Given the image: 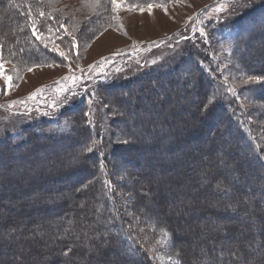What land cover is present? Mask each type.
<instances>
[{
	"label": "rangeland",
	"instance_id": "rangeland-1",
	"mask_svg": "<svg viewBox=\"0 0 264 264\" xmlns=\"http://www.w3.org/2000/svg\"><path fill=\"white\" fill-rule=\"evenodd\" d=\"M36 1L38 7L32 11L33 15L30 17L31 21L29 22L32 25V29L36 32V35L32 34V36L42 44L48 53L53 52L56 57L50 63L25 65L21 61V63L17 61L15 55L5 48L6 45L2 47L0 42V66H2L0 67V145L21 144L26 137L31 138L32 132L45 133L52 130L57 133H66L73 125V122L69 123L68 120L74 117L76 113L65 112L64 110L82 105L83 101L81 100L85 98L86 101L84 100V102L87 109L83 113L82 118L81 116L76 117V125H80L81 120L83 124L91 125L92 130H94L93 136H95L91 142L95 149L92 152L98 155L99 159L103 158L105 160L108 158V161L105 160L104 165L110 179L108 180V175L106 174L104 178L107 182L104 183L106 187L109 185L110 190L115 192V207L119 211L122 209L126 213V216L121 217L122 224L140 243L143 251L147 254L146 258L149 260V264H184L178 248L172 241L169 230L160 227L154 228L151 220L144 222L142 219L141 214L144 210L149 209V199L143 197L141 201L137 202L136 197L133 198L130 194V190L136 188L138 182L140 181L139 183H141L142 178L147 175L146 171L149 166L159 161L162 153L154 152L150 148L155 145V140L151 137L142 144L138 141L141 144L139 151H131L133 149H130L129 152H124L121 156L111 155L112 148L117 145L131 147L134 144L136 146V143H138L135 140L130 141L126 135L124 137L121 132H126H124L122 124H113L112 120L117 118L119 111H125L126 114L130 113L133 115L132 117L140 110L152 111L151 103L158 101V98L152 99L153 96H150L151 102L148 101L149 99H145L146 96L151 95L150 86L158 87L160 84L163 86V81L172 76L186 77L185 70L193 67L196 63L194 60L186 58L188 48L193 47L199 52L201 43L204 42L208 47L205 54L212 58L213 56L216 57L212 59L208 56L210 65L212 66L213 64L215 70L212 69L210 74H205V76L217 83L211 88L214 90L213 98L219 97L226 104L232 101L231 103H234L235 107L245 114L250 126L249 128L248 125L245 127V132L248 138H256L257 149L259 148L264 153V101L255 100L252 97L254 92L245 91L247 86H251V84L260 80L249 79L243 74V70L239 66L240 58L231 53L228 48L229 44L224 47L214 45L211 38L212 34L208 32L212 27H215V36L229 32V26L218 27L232 23L233 20L238 22L248 12L261 11L256 6L262 0H171L169 2L157 1L137 5L129 4L124 0H117L118 7L115 10L112 3L105 8L100 4V1L99 7L86 3L85 0ZM149 4L152 5L151 13L147 10ZM157 5H163V7H158ZM140 9H144V11H140ZM41 12H44L45 15L41 16ZM49 14L51 18H49ZM61 24H64L65 27H60ZM65 28L67 31H65ZM254 31L257 33L258 29ZM1 32L3 31L0 30ZM184 37H187V40L183 39ZM243 43V47L250 44L252 49H254L264 43V33L253 43L248 42L247 38ZM57 47L58 50H54ZM59 52H64V56H61ZM253 65L256 66L255 63ZM29 68H31V71L28 70ZM158 70V76L153 81L141 87L135 83L131 88L136 90L135 94L138 93L142 100L144 99L141 106H136L137 100L133 94L128 99L130 100V105L126 106H120L118 103H123L124 96L115 95L113 97L110 94L106 96L103 92L102 98L99 95V85L121 84L138 79L139 82L137 83H141L144 80L140 79H144ZM6 76L11 77V79L6 81L4 79ZM122 90L128 92V88L125 87L121 89L117 87L112 92L116 93ZM197 90L198 87L189 86V96L183 99L177 96L176 104L165 110L160 109L161 106L156 105L154 112L150 114V118L162 123L164 120L170 119V113L168 112L170 109L174 108L176 111L191 110L193 106L192 94L190 93L194 94ZM164 92L174 93L175 88L165 86ZM132 104H135V106ZM184 118L179 124L180 127L190 128L198 124V120L195 117L187 116ZM155 125L154 128L150 129L153 130L154 134L161 129L159 124ZM223 125L222 118L216 117L211 122L209 132L218 133V130ZM143 131V128L136 124L128 133H138L140 134L139 136H143ZM74 136L76 135H70V137H64L62 140L51 143L47 138L37 137L36 135L38 143L48 142L47 144L50 143V146L46 145L42 151L34 153L33 157L35 155L42 158L51 157L52 162L57 161L59 157H75L76 154L72 155L70 153L75 144L73 141ZM125 141L129 144L125 143ZM207 142L204 136L194 140L193 145H190L187 150L188 157L191 159L192 155H194V158L197 156L205 163L206 156L204 155L212 147V144L210 145ZM198 148L201 149L198 150ZM27 149L24 148L20 152L27 153ZM57 149H62L61 152H64L60 153ZM82 153L85 155L88 151L84 150ZM82 153L80 152V155L77 153V161H81ZM136 154L139 155L136 156ZM5 155L6 151L0 149V162L7 160L8 164H17L16 166H18L19 162L22 164L24 162V159L22 160L18 156L8 161ZM131 157H136L137 160L141 161L136 168H132L130 163L125 162V159ZM99 159L94 166L96 169L101 163ZM187 160V157L184 158L181 161L183 164L177 170L179 172H177V177L175 176L177 187L169 186L168 182L164 180L165 177L172 176L171 165L174 163L172 160L160 170L153 168L152 171L155 176L148 182L143 181V184L141 183L143 186L139 187V189L147 197H152V195L162 192V195L159 196L160 205L164 206L165 211H169L170 215L174 214V221H177L181 226L178 233L175 234L176 236L184 237L190 230L199 229L193 234L191 240L204 242L207 240V230L214 232L216 221L206 219L203 216H212V212L218 209V207L213 205L216 197L213 198L212 194H208L210 188L204 189V182L200 178L198 170H188ZM87 161L84 164L89 171L91 167ZM249 163L251 165L255 163L254 159H251ZM69 165L68 168L70 169L79 167L78 162H72ZM33 168L23 167L22 169L31 171ZM222 168V165H216L211 168L213 170L203 172L204 179L209 180L214 172ZM62 171H66V169H62ZM20 176L22 175L20 174ZM50 176L48 177L50 178ZM49 178L45 181V179L36 178L35 176L27 177L23 188L38 182L42 184L49 183ZM14 179L13 182L17 180V177H14ZM73 179L76 180L75 178ZM72 180L71 182L69 181L71 186L76 184ZM10 182L9 177L0 175V187ZM63 184L65 183L61 180L52 183L45 197L55 198L58 191H61L65 193L64 198L70 201L73 195V201L75 202L66 203L69 208L68 211L70 212L78 207L81 209L83 202L86 200V193H84L86 191L81 186L78 188L79 191L70 194V191H68L69 186H63ZM27 196L29 197L30 194L28 193ZM8 198V196H4L0 202H3L5 206L12 203L16 207H21V204H19L22 200L21 198H16L13 201ZM176 200L178 201L177 206H175ZM201 201L204 202L200 203L201 207L198 211L194 210L193 212L185 207L187 202L196 204ZM261 209L264 210V206ZM82 210H80V213L84 214ZM2 212L5 213V210ZM33 227L35 228L37 225ZM236 228H240V233L244 237L247 234H251L254 239L259 232L253 222ZM162 230H166L169 235L164 237ZM32 232L26 230L23 239L31 242ZM248 239L250 238L240 237L238 243L245 244ZM121 242L123 243L122 240ZM7 243V240L3 243L4 252L2 251L3 255H0V264H15L17 261L12 263L13 255L10 254ZM181 245L185 248L186 243H181ZM188 245L191 250L192 248L196 249V244L188 243ZM39 246L41 247L40 250L44 251V248L48 245L46 244L45 246L40 242ZM26 247L27 244L24 246L25 250ZM96 248L95 251L97 250ZM29 249H31L29 253L30 259L35 261L42 260L43 254L40 253L38 255L39 258H37V253L35 254L32 248ZM93 251L94 248L89 243L88 256L86 257L88 264H96L95 261L92 262L90 260ZM95 253L101 254L100 252ZM250 257V260H253L255 254H251ZM108 258L110 264H119L115 258L111 256ZM135 262L133 255H129L128 259H125L122 264H134ZM56 264H62V260L57 261Z\"/></svg>",
	"mask_w": 264,
	"mask_h": 264
},
{
	"label": "trees",
	"instance_id": "trees-1",
	"mask_svg": "<svg viewBox=\"0 0 264 264\" xmlns=\"http://www.w3.org/2000/svg\"><path fill=\"white\" fill-rule=\"evenodd\" d=\"M99 1L105 8L109 7L112 3L111 0ZM124 1L137 5L157 1L169 2L171 0ZM37 7L36 0H0V30L3 31L0 33L2 34V38L0 36L1 46L4 47L6 45L5 48L15 55L16 60L21 61L25 65L50 63L56 57L53 52L48 53L42 44L32 36L35 30L32 29V25L29 22L31 21L30 17L33 15L32 11ZM256 7L261 11L248 12L240 21L236 22L233 20L236 23L232 21V23L218 27L229 26V32L215 36V27L210 28L208 32L212 34L211 38L214 45L224 47L229 44L228 48L231 53L240 58L239 66L243 70V74L247 77L258 78L257 80H260L254 84L250 83L251 86H247L245 91L254 92L252 97L255 100L264 101V43L254 49H252V45L250 44L243 47V42L246 38L248 42L253 43L264 33V0ZM255 29H258L257 33L254 31ZM183 39L187 40V37ZM207 48L204 42L201 43L199 52L193 47L188 48L186 58L194 60L196 63L193 67L185 70L186 77L172 76L163 81V86L161 84L158 87L150 86L151 95L149 94L145 99H149L150 96H153L152 99L158 98V101H154L156 104L154 102L151 103L152 111L140 110L134 117L130 113L126 114L125 111H119V115H115L117 118L112 121L113 124H122L123 130L126 133L121 132V134L124 137L125 135L128 136L130 141H140L142 144L149 138H154L155 145H152L150 148L154 152L162 153L159 161L149 166L146 171L147 175L141 180L142 184L143 181L148 182L155 176L152 171L153 168L160 170L166 163L173 160L174 163L171 165L172 176H167L164 180L168 182L169 186L177 187L175 176L177 177L179 173L177 170L183 164L181 161L187 157L188 170H198L200 178L204 182V189L210 188L208 194H212L213 198L216 197L214 198L213 205L218 207V209L212 212V216H203L206 219L216 221L214 232L207 230L208 234L205 232L207 240L204 242L191 240L193 234L199 229L190 230L184 237L176 236L175 234L178 233L181 226L177 221H174V214L170 215L169 211L166 212L165 207L160 205L159 196L162 195V192H159L158 196L152 195V197H147L140 191L139 187L143 185L139 181L136 188L130 190V194L133 198L136 197L137 202L141 201L143 197L149 199V209L144 210L141 214L142 219L144 222L151 220L154 228L160 227L169 230L172 241L178 248L184 264H264V210L261 209L264 206V153L259 148L257 149L256 138H248L245 132V127L247 125L248 128L250 127L245 114L238 110L234 103H231L232 101L226 104L219 97L213 98L214 90L211 88L217 85V83L205 76V74H210L212 69H214V65H210L209 55L205 54ZM209 57L212 58L211 56ZM213 58L216 57L213 56ZM254 63L256 66L253 65ZM202 67L205 68V71ZM172 69L176 70L175 68ZM158 73L159 70L144 79H140L144 80L141 83H137L139 82L138 79L121 84L109 83L99 85V95L101 98L103 97V93L106 96L108 94L113 95V97L115 95L124 96L123 103H118L120 106H126L130 105V100L128 99L133 94L137 100L136 106H141L144 99L142 100L138 93L135 94L136 90L131 88L135 83L141 87L153 81L158 76ZM191 85L198 87V90L194 94L190 93L192 94L193 106L191 110L176 111L174 108L170 109L168 111L170 119L164 120L162 123L150 118V114L154 112L156 105L161 106L160 109L165 110L176 104L177 96L181 97V99L188 97V87ZM165 86L175 88V92H164ZM117 87L119 89L122 87L128 88V92L125 90L116 93L112 92ZM257 89L258 91L256 92ZM249 96L251 95L249 94ZM210 98L212 99V103L208 106L207 110H204V105ZM84 100L86 101L85 98H82V105L64 110L65 112L71 111L76 113L74 117L69 118L68 122H73V125L66 133H57L52 130L51 132H40L41 134L32 132L31 138L26 137L25 141L21 144L0 145V149L6 151L5 157L8 161L16 156L21 157L22 160L24 159L23 164L19 162L18 166H16L17 164H8L7 160L0 162V175H6L11 181L7 185L0 187V201H2V197L4 198V196H8V199L12 201L16 198L22 199L19 203L21 204L20 208L12 203L5 206L3 202H0V255L4 249L3 243L7 240L10 254L13 255L11 259L13 260V262L11 261L12 263L17 261L15 264H56L57 261L62 260V264H88L86 257L88 256L87 250L90 243L94 248L90 260L92 262L95 261L96 264H110L109 256L115 258L119 264H122L125 259H128L129 255H133V258H135L136 262L134 264H149V260L146 258L147 254L143 251L140 243L125 225L122 224L121 217L126 216V213L122 209L119 211L115 207V192L110 190L109 185L106 187L104 183L107 182L104 178L106 174L108 175V180L110 179L104 165L105 160L108 161V158L105 160L103 158L99 159L98 155L92 152L95 150L94 146L91 145L92 138L95 137L93 136V128L89 124H83L82 120L80 125H76V117L81 116L82 118L83 113L87 109ZM148 101L151 102V99ZM132 105L135 106V104ZM187 116L197 118L198 124L190 128L180 127V122ZM216 117L222 118L224 125L218 130V133L209 132L211 122ZM136 124H139L143 128V136H139L140 134L138 133H128ZM155 124H159L161 129L154 134L153 130L150 129L154 128ZM36 135L37 137L42 136L43 138H47L51 143L62 140L64 137H70V135H76L73 138L75 144L73 147L71 146L72 149L69 148L72 155L76 154L75 157L71 155L70 158L59 157L55 162H52L51 157L42 158L36 155L33 157L34 153L42 151L46 145L50 146V143L47 144L48 142L38 143ZM203 136L206 137L208 144H212V147L204 155L206 156L205 163L197 156L194 158V155L190 159L187 152L190 148L189 146L193 145L194 140ZM140 143L138 142L136 146L134 144L131 147L117 145L112 148L111 155L121 156L124 152H129L130 149H133L131 151H139L141 148ZM88 147H92V151L84 155L82 152ZM24 148H28L27 153L20 152ZM200 149L198 148V150ZM61 150L57 149V151L63 153L64 151L61 152ZM80 152L82 153L81 161H77V153L80 155ZM138 155L136 154V156ZM98 159L101 163L98 165V169H96L94 166L98 162ZM251 159L255 161L252 165L249 163ZM86 161L87 163L89 162L88 164L91 167L89 171L84 164ZM72 162H78L79 167L75 169L68 168ZM125 162L130 163L132 168H136L141 161L137 160L136 157H131L125 159ZM185 165L187 166V164ZM216 165H222L223 168L214 172L209 180H205L203 172L213 170L211 168ZM19 166L21 167L19 168ZM22 166L24 168H34L31 171H27L23 170ZM62 169H66V171H62ZM20 174L22 176L19 177ZM30 176L43 178L45 181L50 176V182L45 184L38 182L23 188L24 181ZM14 177H17L15 182H13L15 180ZM60 180L65 183L63 186H69L68 191H70V194L79 191L78 188L81 186L86 191L84 192L86 193V200L82 204L83 207H81L84 214L80 213L81 209L79 207L70 212L68 211L69 208L66 203L75 202L73 201V195L70 201L64 198L65 193L61 191H58L55 198L45 197L50 185ZM71 180L76 182V184L72 183L74 185L71 186ZM191 182L193 183V181ZM28 193L30 194L29 197L27 196ZM60 200L62 201L60 202ZM203 202L201 201L196 204L187 202L185 207L193 212L194 210L198 211L201 207L200 203ZM177 204L178 201L176 200L175 206ZM3 210H5V213L2 212ZM249 222H253L259 230L255 239L251 234H247L244 237L240 233V228H236ZM34 225H37V227L34 228ZM26 230L33 231L30 239L31 242L23 239ZM220 236L221 239L223 238L222 240ZM240 237L250 239L246 240L245 244H239ZM40 242L45 246L46 244L48 245L44 248V251L40 250ZM181 243H186L185 248L182 247ZM188 243L196 244V249L192 248L191 250ZM26 244L25 250L24 246ZM31 244H33L32 247ZM29 248H32L35 254L37 253V258H39L38 255L40 253L43 254L42 260L35 261L30 259L29 253L31 249ZM95 248L97 249L96 251ZM95 252H100L101 254ZM251 254H255V257L258 255L257 259L254 257L253 260H250Z\"/></svg>",
	"mask_w": 264,
	"mask_h": 264
},
{
	"label": "snow or ice",
	"instance_id": "snow-or-ice-1",
	"mask_svg": "<svg viewBox=\"0 0 264 264\" xmlns=\"http://www.w3.org/2000/svg\"><path fill=\"white\" fill-rule=\"evenodd\" d=\"M85 2H86V3H89V4H92V5H94L95 7H99V0H85ZM111 2H112V5H113V8H114V10H115V8L118 7V5H117V0H111ZM157 6H158V7H163V5H157ZM147 10H148L149 13H151V10H152V5H151V4L148 5ZM140 11H144V9H140ZM40 15H41V16H44L45 13H44V12H41ZM49 18H51V15H50V14H49ZM60 27L64 28L65 25H64V24H61ZM65 31H67L66 28H65ZM32 34L35 36V35H36V32L33 31ZM38 38H39V37H38ZM54 50H58V47H57V49H54ZM59 54H60L61 56H64V52H59ZM65 58H67V57H65ZM0 67H2V66H0ZM28 70L31 71V68H29ZM4 79H5L6 81H9V80L11 79V77H7V76H6V77H4ZM249 79H253V78H252V77H249ZM256 79H258V78H256ZM211 103H212V99L210 98V99L208 100V102L204 105V110H207L208 106H209ZM125 143H128V142L125 141ZM85 151L91 152V151H92V147H88V148H86ZM218 190H219V186H218ZM162 231H163V235H164V237H167V236L169 235V234L167 233L166 230H162ZM65 255H67V253H65Z\"/></svg>",
	"mask_w": 264,
	"mask_h": 264
}]
</instances>
